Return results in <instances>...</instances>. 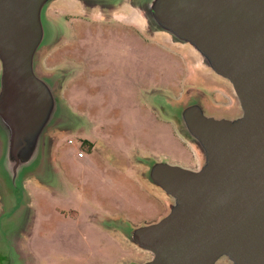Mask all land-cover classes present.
Masks as SVG:
<instances>
[{
    "label": "water",
    "instance_id": "water-1",
    "mask_svg": "<svg viewBox=\"0 0 264 264\" xmlns=\"http://www.w3.org/2000/svg\"><path fill=\"white\" fill-rule=\"evenodd\" d=\"M54 1L0 0V174L11 184L50 187L49 137L74 127L62 88L67 68L40 64L66 37L63 29L51 32ZM69 1L71 9L59 10L123 19L173 49L182 46L231 92L226 107L201 96L174 99L173 108L153 99L196 163L139 157L165 208L150 222L100 220L148 255L121 264H264V0ZM16 194V208L24 207L23 192Z\"/></svg>",
    "mask_w": 264,
    "mask_h": 264
},
{
    "label": "rangeland",
    "instance_id": "rangeland-1",
    "mask_svg": "<svg viewBox=\"0 0 264 264\" xmlns=\"http://www.w3.org/2000/svg\"><path fill=\"white\" fill-rule=\"evenodd\" d=\"M64 6L71 9V2L54 1L47 9L51 32L63 29L66 37L41 54L40 64L67 68L62 88L74 127L49 137L47 150L57 157L50 187L7 183L0 174V264H121L146 258L100 220L113 215L138 224L163 213L157 191L139 168L142 154L196 163L175 121L153 99L172 108L174 99L190 96L219 107L230 103L231 92L204 74L189 50L173 49L164 38L136 29L128 36L117 33L113 25L119 22L107 18L66 16L59 10ZM18 190L25 205L16 208Z\"/></svg>",
    "mask_w": 264,
    "mask_h": 264
},
{
    "label": "flooded vegetation",
    "instance_id": "flooded-vegetation-1",
    "mask_svg": "<svg viewBox=\"0 0 264 264\" xmlns=\"http://www.w3.org/2000/svg\"><path fill=\"white\" fill-rule=\"evenodd\" d=\"M69 14H76V15H79V16H83V17H89L90 19H94V18H92V17H90L89 15H86V13H84V14H82V13H80L79 11H73V12H71V11H68V12H65V15L67 16V15H69ZM75 15V16H76ZM118 19V18H117ZM66 20V19H65ZM94 20H96V21H98V19H94ZM108 20H111V21H117V22H119V23H117V24H115V25H113V26H115V27H113V29L117 32V33H123V32H125V36H128L130 33V29H136V31H140V29H139V26L138 25H136V24H134V23H130V22H127V21H125V20H123V19H118V20H116V19H114V18H109ZM87 143H88V145H89V147H91L92 148V146H93V143L91 142V141H87ZM83 155H84V153H83ZM82 155V156H83Z\"/></svg>",
    "mask_w": 264,
    "mask_h": 264
},
{
    "label": "crops",
    "instance_id": "crops-1",
    "mask_svg": "<svg viewBox=\"0 0 264 264\" xmlns=\"http://www.w3.org/2000/svg\"><path fill=\"white\" fill-rule=\"evenodd\" d=\"M63 96H64V91H63ZM65 97V96H64ZM79 158H83L84 157V155L83 156H78ZM56 152H53V159H55L56 160ZM39 186H41V185H39ZM42 187H44L45 188V186H43L42 185ZM70 197H71V192L69 191V194H68V196H67V200H69L70 199ZM159 201V204H160V206H161V209H163V211H164V208H165V205H164V203L159 199L158 200Z\"/></svg>",
    "mask_w": 264,
    "mask_h": 264
},
{
    "label": "built area",
    "instance_id": "built-area-1",
    "mask_svg": "<svg viewBox=\"0 0 264 264\" xmlns=\"http://www.w3.org/2000/svg\"><path fill=\"white\" fill-rule=\"evenodd\" d=\"M78 156H82L83 155V150H78V153H77Z\"/></svg>",
    "mask_w": 264,
    "mask_h": 264
}]
</instances>
